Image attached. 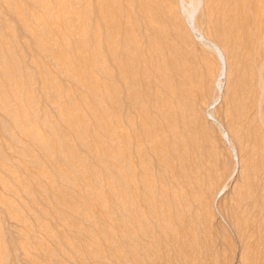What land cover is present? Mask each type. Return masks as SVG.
Instances as JSON below:
<instances>
[{
	"label": "bare ground",
	"instance_id": "obj_1",
	"mask_svg": "<svg viewBox=\"0 0 264 264\" xmlns=\"http://www.w3.org/2000/svg\"><path fill=\"white\" fill-rule=\"evenodd\" d=\"M225 237L264 264V0H0V264H223Z\"/></svg>",
	"mask_w": 264,
	"mask_h": 264
},
{
	"label": "rangeland",
	"instance_id": "obj_2",
	"mask_svg": "<svg viewBox=\"0 0 264 264\" xmlns=\"http://www.w3.org/2000/svg\"><path fill=\"white\" fill-rule=\"evenodd\" d=\"M62 38H64V36H62ZM80 48L83 50V47L80 46ZM82 57L88 58V53H83ZM40 172L46 178L50 174L48 170H41ZM80 181L84 182L85 184H89L90 182H92V178H91V176L89 174L85 173L84 176L80 178ZM103 198L106 199L108 203H110L111 199H112V196H111V194L109 192H104L103 193ZM93 208H94L93 211H94V213H95L97 218L102 219V220H107L110 223H115L114 226L112 225V227L105 228V232L107 234L112 233V232H116V233L119 234V233H121L123 231V226H122L120 218L113 216L111 211H109L107 214H105L104 211H102L99 208V206L96 205V204H94ZM79 226H81V223H77L76 224V227H79ZM188 231L190 232V230H188ZM203 236L204 237H201V239L208 240V233H205V235H203ZM222 244L223 245H220L219 249H220V251L223 252V255L221 257V260H222L223 264H227V263L228 264H239V261L237 260L238 259L237 257L235 258V260L233 259L234 258V256H233L234 253H233V250H232V248H233V239H231V237H225V238H223V243ZM44 246L49 247V243L44 242ZM21 247L25 248V245L22 244ZM87 252L96 253L98 251H97V249H96V247L94 245H90V250H88ZM92 253H90L91 256H92ZM108 256H109V259L105 258L104 260L106 262H108L109 264H123L122 258H121V247L118 245V243H115V242H111L110 243V249L108 250ZM229 259H230V261H229ZM169 261H170V264H182L180 261L175 262L172 259H170ZM247 264H256V263L249 261Z\"/></svg>",
	"mask_w": 264,
	"mask_h": 264
}]
</instances>
